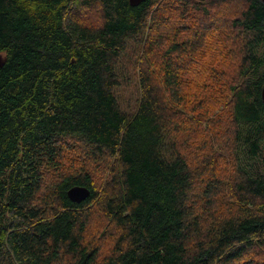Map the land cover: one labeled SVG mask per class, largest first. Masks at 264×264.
Returning a JSON list of instances; mask_svg holds the SVG:
<instances>
[{
	"label": "trees",
	"instance_id": "trees-1",
	"mask_svg": "<svg viewBox=\"0 0 264 264\" xmlns=\"http://www.w3.org/2000/svg\"><path fill=\"white\" fill-rule=\"evenodd\" d=\"M0 55V264H264L263 0H0Z\"/></svg>",
	"mask_w": 264,
	"mask_h": 264
},
{
	"label": "water",
	"instance_id": "water-1",
	"mask_svg": "<svg viewBox=\"0 0 264 264\" xmlns=\"http://www.w3.org/2000/svg\"><path fill=\"white\" fill-rule=\"evenodd\" d=\"M145 0H130V3L132 5H139L140 3H142ZM264 1V0H263ZM3 63V59L1 58L0 55V64ZM261 97L262 100L264 102V84L262 87V91H261ZM90 195V190L85 187V186H73L68 190V196L72 201L75 202H82L83 200H85L88 196Z\"/></svg>",
	"mask_w": 264,
	"mask_h": 264
},
{
	"label": "rangeland",
	"instance_id": "rangeland-1",
	"mask_svg": "<svg viewBox=\"0 0 264 264\" xmlns=\"http://www.w3.org/2000/svg\"><path fill=\"white\" fill-rule=\"evenodd\" d=\"M98 19H99V18L96 17V16H93L92 19L89 18L90 22H91V20H93L94 23H97V22H98ZM1 58L3 59V55H1Z\"/></svg>",
	"mask_w": 264,
	"mask_h": 264
}]
</instances>
